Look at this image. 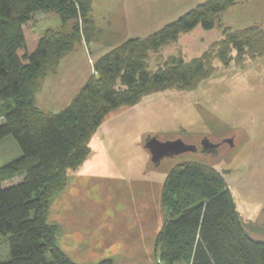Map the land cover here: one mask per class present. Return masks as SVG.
Here are the masks:
<instances>
[{"label": "trees", "instance_id": "16d2710c", "mask_svg": "<svg viewBox=\"0 0 264 264\" xmlns=\"http://www.w3.org/2000/svg\"><path fill=\"white\" fill-rule=\"evenodd\" d=\"M240 1L204 0L154 32L122 40L95 59L96 74L53 113L36 105L38 81L72 50L78 20L93 23L92 0H0V140L11 136L21 150L0 167V235L9 247V259L0 264H78L61 251L47 219L67 171L87 158V141L109 113L169 89L193 91L218 67L262 55L264 25L224 27L198 57L169 56L156 70L148 68L149 58L182 34L221 25L223 13ZM39 12L74 21L73 30L36 33ZM14 178L20 179L3 186ZM235 206L220 171L195 161L174 165L161 189L160 207H169L173 218L161 223L154 239L156 264H264V241L249 236Z\"/></svg>", "mask_w": 264, "mask_h": 264}, {"label": "rangeland", "instance_id": "374dc122", "mask_svg": "<svg viewBox=\"0 0 264 264\" xmlns=\"http://www.w3.org/2000/svg\"><path fill=\"white\" fill-rule=\"evenodd\" d=\"M202 1L92 0L93 23L85 27L78 20V40L56 69L39 79L36 105L58 112L86 77L96 74L97 57L129 36L151 33ZM262 21L264 0L238 3L223 13L220 27H196L182 34L177 43L152 55L148 68L156 70L169 56L180 54L186 61L197 57L221 38L223 26L238 29ZM73 26L74 21L62 23L55 12H39L33 21L39 34L70 33ZM1 112L0 106V122ZM231 129L239 130V140L219 154L192 148L171 153L156 168L145 149L154 136H183L198 145L204 136L222 138ZM87 145L89 155L67 171L65 188L48 206L56 241L73 262L156 264L154 239L161 223L173 218L169 207L158 203L162 179L166 170L187 161L228 170L224 178L240 219L252 239L264 241V55L244 67H218L193 91L169 89L109 113ZM20 156L11 136L0 140V167ZM19 179L6 180L3 186ZM7 259L8 238L0 235V262Z\"/></svg>", "mask_w": 264, "mask_h": 264}, {"label": "flooded vegetation", "instance_id": "af4514ba", "mask_svg": "<svg viewBox=\"0 0 264 264\" xmlns=\"http://www.w3.org/2000/svg\"><path fill=\"white\" fill-rule=\"evenodd\" d=\"M249 1H251V0H245V1H240L239 2V4L240 3H245V2H249ZM198 4V3H197ZM235 6V5H234ZM194 7V6H193ZM189 10V9H188ZM228 10V9H227ZM226 10V11H227ZM186 12V11H185ZM183 14V13H182ZM179 17V16H178ZM175 20V19H174ZM171 22V21H170ZM169 23V22H168ZM221 23H222V20H221ZM253 24H262V25H264V21H262V22H260V23H253ZM252 24V25H253ZM163 26V25H162ZM161 26V27H162ZM250 26V25H249ZM217 27V26H216ZM215 27V28H216ZM219 27H220V25H219ZM224 27H226V26H223L222 27V32H223V29H224ZM160 28V27H159ZM158 28V29H159ZM231 28V27H230ZM157 30V29H156ZM156 30H154V31H156ZM154 31H152V32H154ZM222 32H221V37H222ZM179 41V40H178ZM177 41V42H178ZM176 42V43H177ZM213 43V42H212ZM172 44H175V43H172ZM170 45V44H169ZM168 46V45H167ZM210 46V45H209ZM166 47V46H165ZM164 48V47H163ZM162 48V49H163ZM161 49V50H162ZM203 52V51H202ZM201 52V53H202ZM200 53V54H201ZM199 54V55H200ZM158 55V54H157ZM178 55H180V54H178ZM198 55V56H199ZM264 55V53L262 54V55H260V56H257V57H255L254 59H249V60H247V62H245V64L244 65H239V67H244V66H246L247 64H250L251 62H253V61H255L257 58H260V57H262ZM182 56V55H181ZM197 56V57H198ZM193 58H195V57H193ZM192 59V58H191ZM190 59V60H191ZM185 60V59H184ZM188 61V60H187ZM212 76V75H211ZM230 134H226V136H224V137H222V138H212L211 136H209V135H207V136H204V137H202V139H201V141H200V143L197 145V144H195V143H191L190 141H186L184 138H183V136H180V137H176V139H180L181 141H184L185 142V144H187L188 146H191V147H193L194 149L196 148L198 151H200V152H202V153H205V154H219V152H221V150L222 149H224L225 147H227V148H234L235 146H236V142H238V138H239V130H237V129H231L230 131ZM154 138H156L157 140H159V141H172L173 139L172 138H165V139H163V138H160V136H154ZM176 139H174V140H176ZM146 145V144H145ZM145 149H146V147H145ZM147 150V149H146ZM148 151V150H147ZM148 154H149V152H148ZM149 159H150V155H149ZM150 162H151V160H149ZM183 163V162H182ZM151 164L153 165V166H155L156 168H158V167H160V165H161V163L159 162V163H157V164H155V163H153V162H151ZM204 164V163H203ZM206 164V163H205ZM206 165H208V166H212L213 168H215V169H217L216 167H214L213 165H210V164H206ZM173 167V166H172ZM171 167V168H172ZM171 168H169L168 170H166L165 172V174H164V176H163V179H162V184H161V188H160V190H159V192H161V189H162V186H163V181H164V178H165V176L167 175V173L169 172V170L171 169ZM218 171H220L222 174H223V176H224V173H226L228 170L227 169H221V170H219V169H217ZM226 170V171H225ZM161 195V193H158V198H159V201H160V195ZM158 201V200H157ZM158 201V203H160ZM157 203V204H158ZM159 207V206H158Z\"/></svg>", "mask_w": 264, "mask_h": 264}, {"label": "water", "instance_id": "95a60500", "mask_svg": "<svg viewBox=\"0 0 264 264\" xmlns=\"http://www.w3.org/2000/svg\"><path fill=\"white\" fill-rule=\"evenodd\" d=\"M145 147L149 152L151 162L155 164L159 163L164 157L170 155L171 153H177L193 148L185 144L180 139L172 141H159L156 138H151L146 143Z\"/></svg>", "mask_w": 264, "mask_h": 264}]
</instances>
